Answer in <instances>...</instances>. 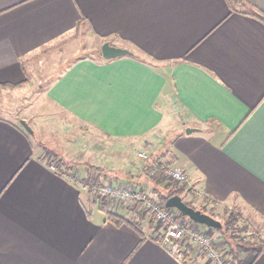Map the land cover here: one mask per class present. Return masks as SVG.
<instances>
[{
  "label": "crops",
  "instance_id": "1",
  "mask_svg": "<svg viewBox=\"0 0 264 264\" xmlns=\"http://www.w3.org/2000/svg\"><path fill=\"white\" fill-rule=\"evenodd\" d=\"M253 9L264 14V0H0V88L28 86L30 61L86 27L131 54L62 61L44 100L119 146L160 142L161 159L184 170L193 206L207 198V213L264 221V21ZM20 121L0 118V264H208L190 243L182 261L162 247L151 214L141 235L109 223L107 212L135 219V202L104 206L68 177L84 180L89 165L68 171L60 156L61 171H51ZM101 167V184H135L153 198L143 165L113 175ZM196 226L226 251L216 230ZM241 260L264 264V253Z\"/></svg>",
  "mask_w": 264,
  "mask_h": 264
},
{
  "label": "rangeland",
  "instance_id": "2",
  "mask_svg": "<svg viewBox=\"0 0 264 264\" xmlns=\"http://www.w3.org/2000/svg\"><path fill=\"white\" fill-rule=\"evenodd\" d=\"M73 34V40L69 41L67 45L56 48L51 47L48 53L40 54L39 59L35 58L30 61L34 63H29L31 68L28 86L19 89H0V118H6L17 123H19V120H28V125L34 129H32L34 141L44 150L43 152L41 150V153L45 155L46 149L53 147L54 150L60 153L48 151L57 154L58 158L61 156L63 162H66L67 159L71 160L70 163L73 166L78 163L93 166L100 165L99 168L107 166L113 169V175V172L120 173L122 170L125 172L132 164H138L140 167L143 165V170L148 172L151 165L145 166V160L137 157V154L140 153L139 151H143L147 156L154 155L158 157L157 160L159 158L162 160L160 153L164 154V152H157V147H154L160 142L156 143L155 141L154 146L140 149L136 143L126 140L122 146H119L116 141L107 139L93 130L85 129L81 131L70 116L62 113L53 104L44 100L43 93L48 82L60 69L64 68L62 61L68 64L76 56L100 58V47L103 42L94 38L86 27H81ZM77 49H79L78 53L73 54L74 50L77 51ZM45 158L48 165L57 162L52 155L51 157L45 155ZM147 175L149 176L148 173ZM164 179H166L168 186L181 185L173 183L167 177ZM104 202L107 205L112 204L110 201ZM193 203L196 207L201 206L199 201ZM118 206L121 207L122 205L118 204ZM224 209L218 207L209 209L208 207L207 210L216 220L222 221L227 211ZM140 211L144 216H147L148 220L150 219V213H143L142 208H140ZM231 211L233 210H228V212ZM238 225L245 228L244 231L238 234L239 237H244L245 241H264V221L257 219L243 220ZM155 226L156 229L162 232L161 227L156 224Z\"/></svg>",
  "mask_w": 264,
  "mask_h": 264
},
{
  "label": "built area",
  "instance_id": "3",
  "mask_svg": "<svg viewBox=\"0 0 264 264\" xmlns=\"http://www.w3.org/2000/svg\"><path fill=\"white\" fill-rule=\"evenodd\" d=\"M137 157L145 160L148 156L140 152ZM49 167L51 171H61L57 164H50ZM159 171L164 173V178H169L173 183L184 184L186 182L184 170L173 162L158 160L151 164L147 173L152 176ZM68 177L76 183H82L75 172L69 174ZM90 194L99 202L110 201L113 208L118 207V204L139 203L143 213H150L155 224L161 227L164 238L159 241L160 245L178 260H183L182 248L186 243H190L197 252L205 256L208 264H227L226 251L214 245L212 236L208 232L199 229L196 223H189L187 219H179L173 210L163 208L157 201L151 199L144 188L135 184L103 183L92 186Z\"/></svg>",
  "mask_w": 264,
  "mask_h": 264
},
{
  "label": "trees",
  "instance_id": "4",
  "mask_svg": "<svg viewBox=\"0 0 264 264\" xmlns=\"http://www.w3.org/2000/svg\"><path fill=\"white\" fill-rule=\"evenodd\" d=\"M252 14L256 16L257 18L261 19L264 21V14L258 10H251ZM3 85V88L0 89H15L18 88L20 85ZM20 88V87H19ZM45 155L48 157H51V155L55 158L58 159V155L55 153H51L49 151L45 152ZM157 156H152L148 155L147 159H145L144 164L145 166H150L152 162L157 161ZM62 162V160H59ZM65 168L68 171H71L74 167L73 165H67L66 163L64 164ZM89 168V173L87 177L82 180L83 187L87 189L88 193H90L92 186L94 185H99L101 184V181L103 180L102 178V171L104 169L95 167L92 165L88 166ZM147 172V171H146ZM164 173L162 171H159L155 173L152 176H149V179L152 182V187H151V193L153 195V198L151 199L157 201L163 208H165V202L168 198L178 195L180 196L185 204L188 206L200 210L201 212L207 213L205 209L206 204H212L213 201L204 198L202 200V205L200 207L193 206L192 204L188 203L187 200L185 199L186 194H190V190L186 189L185 184H181L179 186H165L166 179L163 177ZM107 203H103L105 206ZM140 204L139 203H134V209L136 211V216L135 219H125L123 217H120L116 214H113L111 212H107V221L111 223L112 225L119 227L121 225H128L131 228H133L138 234H142L141 230L139 228L140 226V221L143 219L142 213L140 211ZM173 210L178 218H185L189 223H194L193 221L189 220L188 218L182 216L178 211ZM210 216L214 218V216L211 213H207ZM243 217L241 212L233 210L231 212H226L225 218H223L221 223V228L219 229H214L216 230L220 237L223 239V244L226 249V254H227V264H242L241 256L247 253H251L253 255H259L263 253L262 248H263V243L264 241H257V242H247L245 241L244 237H239V233L241 231H244V227H240L238 224L243 221ZM150 228L154 229V233H156L155 240L156 241H161L164 238V235L159 231V229H156L155 222L153 216H151L150 219ZM187 250H192V247H190L189 243H186L183 247L184 254L187 252Z\"/></svg>",
  "mask_w": 264,
  "mask_h": 264
},
{
  "label": "water",
  "instance_id": "5",
  "mask_svg": "<svg viewBox=\"0 0 264 264\" xmlns=\"http://www.w3.org/2000/svg\"><path fill=\"white\" fill-rule=\"evenodd\" d=\"M100 51L102 57L107 60L115 59L118 57H122L124 55L131 54V52L128 49L112 46L107 41L101 44ZM20 124L24 127V129L28 133H32V130L25 121L21 120ZM196 130L198 129L187 127L185 128L184 131L186 135H190L192 132ZM165 208L174 209L178 211L182 216L188 218L189 220L193 221L196 224L204 225L212 229H219L222 227L220 221L216 220L207 213L201 212L200 210L188 206L187 204H185L183 199L178 195H174L168 198L165 202ZM262 251L264 253V243H263Z\"/></svg>",
  "mask_w": 264,
  "mask_h": 264
}]
</instances>
